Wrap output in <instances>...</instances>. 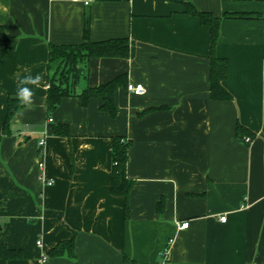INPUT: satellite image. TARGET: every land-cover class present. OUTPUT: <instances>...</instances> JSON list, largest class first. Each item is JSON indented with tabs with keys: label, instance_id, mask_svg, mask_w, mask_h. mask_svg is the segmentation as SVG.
Returning a JSON list of instances; mask_svg holds the SVG:
<instances>
[{
	"label": "crops",
	"instance_id": "crops-1",
	"mask_svg": "<svg viewBox=\"0 0 264 264\" xmlns=\"http://www.w3.org/2000/svg\"><path fill=\"white\" fill-rule=\"evenodd\" d=\"M184 3L250 17L221 21L215 54L230 62L232 101L211 98L210 28ZM86 21L93 42L129 40V58L90 60L76 87L126 75L116 117L101 98L47 110L49 46L83 43ZM0 34L13 37L0 60V264H264V0H0ZM28 74L42 77L30 109L16 98ZM130 83L146 93L129 94ZM10 101L20 108L5 133ZM116 136L132 143L128 200L110 191ZM66 241L73 258L50 256Z\"/></svg>",
	"mask_w": 264,
	"mask_h": 264
},
{
	"label": "trees",
	"instance_id": "trees-1",
	"mask_svg": "<svg viewBox=\"0 0 264 264\" xmlns=\"http://www.w3.org/2000/svg\"><path fill=\"white\" fill-rule=\"evenodd\" d=\"M186 13L198 18L200 22L208 26L211 32L212 55L210 73L211 98L217 101H232L233 97L224 86L229 77L230 62L228 59L219 58L215 49L220 38L222 19L242 20L250 17L243 14H227L222 18L215 17L211 13L198 11L191 3H184ZM13 44V37L0 34V60L8 53ZM130 56V44L128 39H113L105 42H93L90 37L89 21H86L84 29V42L81 44L53 45L49 46V68L51 71L50 85L47 93V110L52 114L62 103L63 99L77 97L84 106L92 99L101 98V109L111 117L117 115L116 91L119 86L126 84V75H120L109 83L97 88H88L82 93H76V87L85 75L86 65L92 59L98 58H123ZM56 69V71H55ZM20 105L16 101H10L8 115L5 121V133L11 119L19 110ZM52 132L57 136H70L67 125H52ZM237 135L240 140L250 137L249 130L238 126ZM131 141L122 136L112 138L113 167L110 177V191L114 196L124 197L128 200L135 186V181L127 174L129 150ZM52 257L75 256L74 241L59 243L50 252ZM9 259L20 258V251L8 250Z\"/></svg>",
	"mask_w": 264,
	"mask_h": 264
},
{
	"label": "built area",
	"instance_id": "built-area-1",
	"mask_svg": "<svg viewBox=\"0 0 264 264\" xmlns=\"http://www.w3.org/2000/svg\"><path fill=\"white\" fill-rule=\"evenodd\" d=\"M74 1H80V0H74ZM84 5L85 6H89L91 5V3L94 1V0H82ZM127 91L129 92V94H132V95H135V96H142L146 93V88L144 87V85L142 84H133V83H130L127 85ZM49 123H52L53 122V119L50 118L49 120ZM35 133L34 129H32L31 127H27L24 131H23V134H26V135H33ZM246 142H251L252 139L250 137H247L245 138ZM46 144V139L45 137L44 138H41L40 139V155L41 157H43V150L42 148L45 146ZM39 170L41 171V178L43 179L44 182H46V184L48 186H51L54 184V181H51V180H48L46 179V176H45V163L43 161H40L39 162ZM221 221H225L226 220V217H221L220 218ZM189 227V223H181L178 225V229L179 230H183V229H187ZM37 246L39 248H42L43 247V244L41 241H38L37 242ZM169 254V251L167 253H165V257ZM47 261V258H43V262H46Z\"/></svg>",
	"mask_w": 264,
	"mask_h": 264
},
{
	"label": "clouds",
	"instance_id": "clouds-1",
	"mask_svg": "<svg viewBox=\"0 0 264 264\" xmlns=\"http://www.w3.org/2000/svg\"><path fill=\"white\" fill-rule=\"evenodd\" d=\"M42 81V77L37 74L35 76L28 74L18 79L16 98L20 104L25 108H31L35 103L34 87H39ZM32 85L33 87H28Z\"/></svg>",
	"mask_w": 264,
	"mask_h": 264
},
{
	"label": "rangeland",
	"instance_id": "rangeland-1",
	"mask_svg": "<svg viewBox=\"0 0 264 264\" xmlns=\"http://www.w3.org/2000/svg\"><path fill=\"white\" fill-rule=\"evenodd\" d=\"M55 71H56V69H55Z\"/></svg>",
	"mask_w": 264,
	"mask_h": 264
}]
</instances>
